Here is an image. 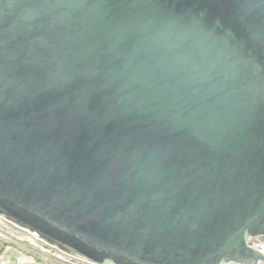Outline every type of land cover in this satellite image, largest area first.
<instances>
[{
    "label": "water",
    "instance_id": "95a60500",
    "mask_svg": "<svg viewBox=\"0 0 264 264\" xmlns=\"http://www.w3.org/2000/svg\"><path fill=\"white\" fill-rule=\"evenodd\" d=\"M0 213L95 264L264 261V0H0Z\"/></svg>",
    "mask_w": 264,
    "mask_h": 264
},
{
    "label": "rangeland",
    "instance_id": "374dc122",
    "mask_svg": "<svg viewBox=\"0 0 264 264\" xmlns=\"http://www.w3.org/2000/svg\"><path fill=\"white\" fill-rule=\"evenodd\" d=\"M0 264L95 263L70 256L61 249L51 246L36 233L14 225L0 216Z\"/></svg>",
    "mask_w": 264,
    "mask_h": 264
},
{
    "label": "bare ground",
    "instance_id": "6f19581e",
    "mask_svg": "<svg viewBox=\"0 0 264 264\" xmlns=\"http://www.w3.org/2000/svg\"><path fill=\"white\" fill-rule=\"evenodd\" d=\"M0 216H3L5 219H7V220H9L8 218H6L3 214H1L0 213ZM10 222H13L12 220H9ZM14 223V225L16 224V225H19V226H21V227H23V228H25V229H27L28 231H31V232H34V233H36L37 235H38V233L36 232V231H33V230H30L28 227H25V226H23V225H21V224H19V223H16V222H13ZM25 231V230H24ZM30 233V232H29ZM52 246V245H51ZM260 246V245H259ZM261 249H262V251L264 252V242L263 243H261ZM259 247V248H260ZM61 250L62 251H64L65 253H67V254H69L70 256H73V257H76V258H78V259H80V260H83V261H87V262H90V261H88V260H86V259H84V258H80V257H78V256H75V255H72L69 251H66V250H64V249H62L61 248ZM92 263V262H91Z\"/></svg>",
    "mask_w": 264,
    "mask_h": 264
},
{
    "label": "flooded vegetation",
    "instance_id": "af4514ba",
    "mask_svg": "<svg viewBox=\"0 0 264 264\" xmlns=\"http://www.w3.org/2000/svg\"><path fill=\"white\" fill-rule=\"evenodd\" d=\"M263 242H264V237H258L257 239H253L251 241V243L254 244L255 246H257L258 248L261 246V243H263ZM259 264H264V261L260 262Z\"/></svg>",
    "mask_w": 264,
    "mask_h": 264
}]
</instances>
